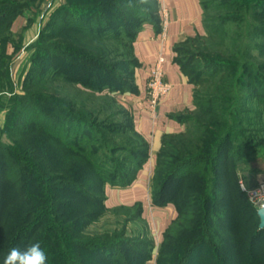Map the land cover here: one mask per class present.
I'll return each instance as SVG.
<instances>
[{
  "label": "trees",
  "instance_id": "1",
  "mask_svg": "<svg viewBox=\"0 0 264 264\" xmlns=\"http://www.w3.org/2000/svg\"><path fill=\"white\" fill-rule=\"evenodd\" d=\"M199 1L205 35L175 48V61L194 88L193 107L179 117L184 130L163 139L151 185L153 205L176 210L158 252L153 240H129L125 230L102 238L85 233L105 209L106 186H131L149 159V145L132 115L126 109L120 113L130 120V136L118 145V126L100 123L83 102L79 106L51 91L58 83L99 97L137 93L133 45L145 23L162 32L158 0L154 6L141 0L79 1L85 8L67 0L45 27L47 37L30 46L35 53L23 93L16 94L6 115L12 145L0 144V264L9 249L34 241L47 251L48 264H147L155 251L156 264H254L264 237V229H255L257 208L251 202L255 216L249 213V226L240 230L223 205L226 195L245 197L238 164L247 161L245 150L251 147L238 135L244 131L238 130V119L250 110L238 105L256 101L252 112L264 114V77L248 65L245 93L237 92L240 77L213 55L216 31ZM30 6L0 0V86L10 79L13 21ZM255 32L264 35V27ZM48 37L64 41L46 43ZM190 41H206L203 58L180 57ZM115 43H123L124 54L110 50ZM200 61L203 68L193 75L192 65ZM120 66L133 71L124 77ZM133 206L143 210L141 202Z\"/></svg>",
  "mask_w": 264,
  "mask_h": 264
},
{
  "label": "rangeland",
  "instance_id": "2",
  "mask_svg": "<svg viewBox=\"0 0 264 264\" xmlns=\"http://www.w3.org/2000/svg\"><path fill=\"white\" fill-rule=\"evenodd\" d=\"M18 3H30V7L23 10L25 20H15L12 24L13 40L12 44L8 45V55L11 58L9 67V81L2 82L0 86V144L12 145L7 131V113L13 107V100L16 94L23 93V83L27 77L29 68L31 66L34 49L33 45L42 35L47 37L48 22L52 15L63 5L68 4L67 0H12ZM69 5L85 8V5L79 4L81 0H68ZM143 3H148L154 6V0H141ZM204 5L205 17L207 18V25L211 30H215L216 38L214 39L213 55L218 57L222 62L232 67V75L238 74L240 79L237 85L240 89L237 92L244 94L246 81L248 79L247 71L248 65H252L257 72L264 77V35L255 32L256 27H264V0H202ZM224 19H231L225 24ZM224 22V27H223ZM221 27H223L221 29ZM205 30V29H204ZM210 30V31H211ZM47 31V32H46ZM205 35V32H204ZM46 39V40H45ZM43 39L46 43L56 42L63 43L64 38L55 40L50 37ZM110 50H117V54H124L123 43H115L110 46ZM202 47H208L206 41H190L182 45L180 57L196 55L202 57L204 54ZM16 49H19L16 51ZM116 58L119 56L116 55ZM117 62V61H116ZM186 62V61H185ZM197 62L192 65L191 71L193 75L198 74L202 65ZM186 64V63H183ZM198 65V66H197ZM120 72L124 73L126 77L133 68L120 66ZM49 87V84L45 85ZM51 89L52 92H58L57 96L64 97L68 95L73 102H78L81 106L83 102L88 111L94 112L93 115L97 117L100 123H106L109 126H118L120 129L115 135L114 141L118 145L126 142L130 136V120L126 115L120 114L126 109L120 103V94L113 97L110 96H95L92 93H85L81 89L75 87L64 86L61 84H54ZM59 97V98H60ZM62 97V98H63ZM238 105L249 109L248 113H239L238 135L247 142L251 150H245L248 154L247 161L238 164V175L241 192L257 187L264 181V114H258L252 109L256 107L258 102L242 100ZM261 105V104H260ZM243 106V107H242ZM127 110V109H126ZM256 110V109H255ZM128 111V110H127ZM252 119L255 124H248ZM127 132V133H126ZM153 175L154 170L149 178V200L146 201V209L138 211L133 205H118L111 200L104 201L105 209L101 212L95 221L85 228V233L89 237L102 238L106 235H111L115 232H122L125 230L126 238L131 240L135 238L138 241L146 239L153 240L156 250L158 252L162 240L163 232L170 225L172 220L176 217L175 207L169 210H164V216H159L161 211L157 210L152 203L153 194ZM109 187V185H107ZM111 189H121L120 186H110ZM110 198V197H109ZM122 202V201H118ZM230 202L232 205L230 206ZM223 207L229 215L233 227L240 230H245L247 226V217L249 213L255 216L254 207L249 202L245 192V197H232L226 195L224 198ZM159 216V217H158ZM160 218V219H159ZM258 220L255 221V229L259 227ZM249 226V225H248ZM247 226V227H248ZM264 233V232H263ZM264 236V235H263ZM259 253L255 257L254 264L259 262L264 264V237H260L258 241ZM157 252L154 253V260L147 264H156ZM256 261V262H255Z\"/></svg>",
  "mask_w": 264,
  "mask_h": 264
},
{
  "label": "crops",
  "instance_id": "3",
  "mask_svg": "<svg viewBox=\"0 0 264 264\" xmlns=\"http://www.w3.org/2000/svg\"><path fill=\"white\" fill-rule=\"evenodd\" d=\"M158 13L161 23L166 25L165 36L153 24H143L133 45L139 65L134 75L137 93L127 92L119 96L120 103L132 115L136 131L149 145V159L131 186L118 190L106 186L105 189L107 199L113 198L117 206L141 202L143 211L146 209V201L150 199L149 176L156 167L163 139L184 130L185 126L179 117L186 115L193 107L194 88L175 61V48L185 40L202 36L205 32L203 9L199 0H158ZM15 20L24 21V14H19ZM160 56L164 58V80L170 83L171 89L161 99L156 117H152L147 107L146 90L150 72ZM170 208L173 206L157 209L161 211L159 216H164V210Z\"/></svg>",
  "mask_w": 264,
  "mask_h": 264
},
{
  "label": "built area",
  "instance_id": "4",
  "mask_svg": "<svg viewBox=\"0 0 264 264\" xmlns=\"http://www.w3.org/2000/svg\"><path fill=\"white\" fill-rule=\"evenodd\" d=\"M163 36H165L166 25L162 24ZM163 62L164 58L160 56L157 62L154 64L149 80L147 83V92H146V102L150 115L152 117H156V110L161 101V99L170 91L171 86L170 83H167L164 80L163 73ZM249 198V201L259 209H264V181L260 183L257 187L246 190L243 189Z\"/></svg>",
  "mask_w": 264,
  "mask_h": 264
},
{
  "label": "clouds",
  "instance_id": "5",
  "mask_svg": "<svg viewBox=\"0 0 264 264\" xmlns=\"http://www.w3.org/2000/svg\"><path fill=\"white\" fill-rule=\"evenodd\" d=\"M48 253L40 241H34L24 248L13 247L3 258V264H48Z\"/></svg>",
  "mask_w": 264,
  "mask_h": 264
},
{
  "label": "water",
  "instance_id": "6",
  "mask_svg": "<svg viewBox=\"0 0 264 264\" xmlns=\"http://www.w3.org/2000/svg\"><path fill=\"white\" fill-rule=\"evenodd\" d=\"M258 216L260 219L259 227H260V229H264V209L258 210Z\"/></svg>",
  "mask_w": 264,
  "mask_h": 264
}]
</instances>
